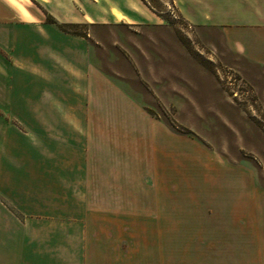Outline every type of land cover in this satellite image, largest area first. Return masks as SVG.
Masks as SVG:
<instances>
[{"label": "crops", "instance_id": "crops-1", "mask_svg": "<svg viewBox=\"0 0 264 264\" xmlns=\"http://www.w3.org/2000/svg\"><path fill=\"white\" fill-rule=\"evenodd\" d=\"M79 2L0 0V264H264V188L221 189L214 176L212 188L181 187L172 136L188 135L115 80L89 36L66 28L97 19ZM177 4L264 69V0ZM109 13L135 25L158 16L144 0ZM160 76L167 89L154 91L182 110L166 95L177 93L170 69Z\"/></svg>", "mask_w": 264, "mask_h": 264}, {"label": "rangeland", "instance_id": "rangeland-1", "mask_svg": "<svg viewBox=\"0 0 264 264\" xmlns=\"http://www.w3.org/2000/svg\"><path fill=\"white\" fill-rule=\"evenodd\" d=\"M79 1L77 10L82 6ZM144 1L158 15L154 24L114 22L109 10L119 0H87L97 19L65 26L89 36L97 60L109 74L134 95L135 89H141L152 111L188 135L186 141L172 136L173 148L181 147L184 162L180 167L187 175L181 187L212 188L207 177L214 176V187L221 189L264 188V69L224 48L215 30L203 32L195 24L193 29L186 28L171 13L173 8L179 11L178 0ZM129 4L143 15L150 14L136 1ZM112 12L118 19L124 17L117 8ZM137 64L142 68L135 74ZM113 68H120L124 76ZM169 69L177 93L166 91V95L180 100V111L165 104L154 91L167 89L160 71ZM198 104L205 109L196 110ZM213 149L237 165L230 160L218 164Z\"/></svg>", "mask_w": 264, "mask_h": 264}, {"label": "built area", "instance_id": "built-area-1", "mask_svg": "<svg viewBox=\"0 0 264 264\" xmlns=\"http://www.w3.org/2000/svg\"><path fill=\"white\" fill-rule=\"evenodd\" d=\"M171 13H172V15H173V17H174L175 19H180V20L182 21L183 25H185L186 28H188V29H193L194 23H193L192 21L186 19L185 17H183V16L179 13V11H177L175 8H173V9L171 10Z\"/></svg>", "mask_w": 264, "mask_h": 264}, {"label": "bare ground", "instance_id": "bare-ground-1", "mask_svg": "<svg viewBox=\"0 0 264 264\" xmlns=\"http://www.w3.org/2000/svg\"><path fill=\"white\" fill-rule=\"evenodd\" d=\"M132 8V7H131Z\"/></svg>", "mask_w": 264, "mask_h": 264}]
</instances>
